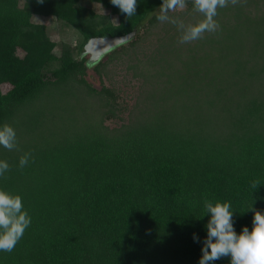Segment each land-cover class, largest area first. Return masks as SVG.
I'll return each instance as SVG.
<instances>
[{
  "label": "trees",
  "instance_id": "obj_1",
  "mask_svg": "<svg viewBox=\"0 0 264 264\" xmlns=\"http://www.w3.org/2000/svg\"><path fill=\"white\" fill-rule=\"evenodd\" d=\"M162 2L137 0L126 18L110 0H0V127L12 126L18 142L0 146L10 165L0 190L19 195L31 217L0 264H199L205 200L231 204L237 234L252 230L251 206L264 213V0L218 9L221 29L192 46L156 19ZM187 7L191 16H170L203 19L192 0ZM33 16L73 28L77 45L58 55ZM134 29L88 66L90 38ZM122 55L142 85L127 123L110 129L117 96L85 76L101 80ZM25 153L34 159L21 169Z\"/></svg>",
  "mask_w": 264,
  "mask_h": 264
},
{
  "label": "clouds",
  "instance_id": "obj_2",
  "mask_svg": "<svg viewBox=\"0 0 264 264\" xmlns=\"http://www.w3.org/2000/svg\"><path fill=\"white\" fill-rule=\"evenodd\" d=\"M43 2L44 0H38V3ZM110 2L118 7L126 18L136 14L137 0H110ZM245 3L246 0H192L194 11L201 14L203 19L196 24L185 25L182 20L170 16L169 13L177 9H185L188 0H163L156 19L162 24L170 23L176 26L181 33L179 40L181 44L191 43L202 39L205 33H216L221 29L215 19L218 9L228 7L230 4L237 6ZM0 146L9 151L18 147L16 132L7 123L0 127ZM32 159L34 158L31 153H25L20 157L19 167L23 169ZM9 170L10 165L0 160V178H3ZM259 185L261 182L254 180L251 188L256 190ZM231 208L229 202L213 203L205 200L203 216L209 215L210 219L206 224L207 235L203 240L199 264H214L224 257H230V264H264V213L251 206L248 210L254 212L252 230L243 227L237 234L233 224L234 211ZM30 224L31 217L24 209L22 198L0 190V251L11 253ZM193 239L198 241L195 234Z\"/></svg>",
  "mask_w": 264,
  "mask_h": 264
},
{
  "label": "rangeland",
  "instance_id": "obj_3",
  "mask_svg": "<svg viewBox=\"0 0 264 264\" xmlns=\"http://www.w3.org/2000/svg\"><path fill=\"white\" fill-rule=\"evenodd\" d=\"M83 4L88 6L98 15L106 16L107 14H109V10L103 8L99 3H90L84 1ZM187 8L188 7L183 10L177 9L175 12H170L169 15H178L182 13L181 16L186 14L187 16H191L190 13L186 12ZM184 11L186 14H183ZM227 14L228 16L226 18H230V14L232 13L228 12ZM110 19L114 23L117 22L116 16L111 15ZM197 19L198 18L196 17L193 19L188 18L186 25L194 24ZM32 20L33 22L45 25L47 35L56 44L55 53H57L58 55L63 45H69L70 47H75L77 45L79 41L77 31L71 27L65 26L54 17L33 16ZM170 32L171 34L174 33L173 30H171ZM149 44L150 43H145L142 47L149 48ZM188 44H190L189 46L194 45L193 42ZM183 48H186V46ZM138 53L140 52L138 51ZM85 56L88 57V55ZM129 57L122 55L121 62L115 65L111 64L105 73L106 75L102 77V81L100 80L98 75H96L91 69L88 70V73L85 76V79L90 85L93 86V88L100 90L103 86H105L112 89L117 96V103L119 104L120 112H118V116L116 118L105 122V125L110 129L119 127L121 124L127 123L130 110H132L138 97L139 87L142 85V78H140L139 76H134V71L130 68V65L132 63L128 61ZM1 88L3 91H6L10 87L8 84H4L1 86Z\"/></svg>",
  "mask_w": 264,
  "mask_h": 264
},
{
  "label": "water",
  "instance_id": "obj_4",
  "mask_svg": "<svg viewBox=\"0 0 264 264\" xmlns=\"http://www.w3.org/2000/svg\"><path fill=\"white\" fill-rule=\"evenodd\" d=\"M137 30L123 36H104L90 38L83 48L82 55H88L87 64L92 66L112 51L113 49L128 43L136 36Z\"/></svg>",
  "mask_w": 264,
  "mask_h": 264
}]
</instances>
